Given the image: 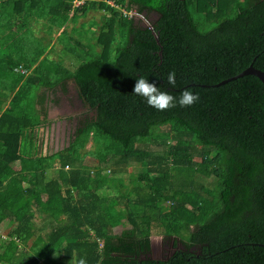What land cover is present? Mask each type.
Here are the masks:
<instances>
[{
  "label": "trees",
  "instance_id": "1",
  "mask_svg": "<svg viewBox=\"0 0 264 264\" xmlns=\"http://www.w3.org/2000/svg\"><path fill=\"white\" fill-rule=\"evenodd\" d=\"M74 1L0 0V264H264V86H216L264 72V0ZM91 10L101 21L75 26ZM56 45L74 69L48 58ZM140 76L199 100L158 111L132 93ZM69 83L84 112L42 156L36 132ZM153 234L167 260L148 259Z\"/></svg>",
  "mask_w": 264,
  "mask_h": 264
},
{
  "label": "rangeland",
  "instance_id": "2",
  "mask_svg": "<svg viewBox=\"0 0 264 264\" xmlns=\"http://www.w3.org/2000/svg\"><path fill=\"white\" fill-rule=\"evenodd\" d=\"M83 2L80 0H76L73 2V6L74 7H78L82 4ZM130 14L135 15L133 12H130ZM104 15V12H101L100 10H91L89 11L84 17L80 18L78 20V23L75 24V26L79 27L81 24L83 23H87L90 20H94L97 23H99L101 21V16ZM154 17L151 16L150 19L152 20ZM137 19H140L142 21L141 25L142 26H147L148 22H146L145 20H143V17H137ZM42 22H44L43 20H39L38 23L42 24ZM72 25L69 23L66 24V28L67 27H71ZM38 27L40 28V25H38ZM87 28V26L85 27ZM61 31V30H60ZM57 37V33L53 34L52 39H51V43H55V39ZM48 52H46L44 56L47 55ZM42 57V58H43ZM41 58V59H42ZM48 58L50 60H57L60 61L63 66L65 65V67H71L72 69H74V67L77 66V63L75 62V60L70 57L68 54H66L65 51L62 50V47L60 45H56L54 50L52 49V52L48 53ZM17 90V89H16ZM57 100H59L57 102V104H48V108H47V117L48 120L51 121L50 125H48V127L50 129H54V132H56L57 130H61L62 127H64V132L66 135V142L63 144H52L51 148L49 147V149L56 151H60L63 150L64 148H66L70 142V135L72 134L73 131V127H72V123L71 122H66V119L68 117H72L73 115H76L78 112H76V110H80V114L83 113L84 111L82 110V108L78 109V106H76V101H75V95L73 93L70 94H59V97L57 98ZM85 110V109H84ZM68 126L70 127V129L68 130ZM60 127V128H57ZM46 130V129H44ZM43 130V131H44ZM44 135V133L42 132V130H38L36 132V137ZM90 136H85L84 139V150L82 152L86 153L88 152V150L90 151L92 149V143L94 142L93 139ZM49 142V140H48ZM37 149H38V153L43 152V148H44V141H42L39 138V142L37 143ZM57 145V146H56ZM42 154V153H41ZM43 156V155H42ZM85 163H89V158L85 157L84 160ZM93 167L96 166V162L93 163L92 165ZM141 170H143V165L140 164H136V163H132L130 165H128L126 168H124L122 171L123 173L120 175L123 179V183L124 185L127 186V190L131 191L129 197L132 199L136 198V190L140 188L139 184L135 181H131L130 180V176L131 175H136L138 174ZM108 170H105V174L108 176H112V173H108ZM5 228V225H2L0 227V233H3V230ZM130 226L127 223H124L122 226L115 228L114 229V233L115 234H119L122 230L124 229H129ZM150 241H151V247L154 250L156 247L160 246V251L159 253L155 252V254H157V256L159 257H165L166 254V248H165V244L168 245V240L163 238L162 236H158L153 234L150 237ZM163 254V255H162Z\"/></svg>",
  "mask_w": 264,
  "mask_h": 264
},
{
  "label": "clouds",
  "instance_id": "3",
  "mask_svg": "<svg viewBox=\"0 0 264 264\" xmlns=\"http://www.w3.org/2000/svg\"><path fill=\"white\" fill-rule=\"evenodd\" d=\"M167 83L175 87L176 85V73L171 71L167 75ZM132 93L136 96L145 99L148 106L158 110L165 111L170 108H174L177 105L180 107H190L199 100V95L194 93L191 89H185L180 93V97L177 98L167 91H162L155 81H150L143 76L136 79L132 86ZM78 264H87V260L81 257L78 260Z\"/></svg>",
  "mask_w": 264,
  "mask_h": 264
},
{
  "label": "crops",
  "instance_id": "4",
  "mask_svg": "<svg viewBox=\"0 0 264 264\" xmlns=\"http://www.w3.org/2000/svg\"><path fill=\"white\" fill-rule=\"evenodd\" d=\"M68 90L71 92V93H74L75 91V88H74V85L73 83H69V88ZM57 128H60V127H57ZM64 128H65V125L64 127H62L61 130H57L56 132H54V129H50L48 127V124L47 126H43L41 128H39L40 130H42V132L44 133V135H41V136H38L37 139H36V142L38 143L39 142V138L44 141V148H43V152L42 155L43 156H50L52 154H55L57 153L56 151L51 152V150L49 149V147L51 148V145L54 143L56 144H63L66 142V135H65V132H64ZM46 129V130H44ZM44 130V131H43ZM49 140V142H48ZM57 146V145H56ZM61 151V150H60ZM40 153V154H41Z\"/></svg>",
  "mask_w": 264,
  "mask_h": 264
},
{
  "label": "water",
  "instance_id": "5",
  "mask_svg": "<svg viewBox=\"0 0 264 264\" xmlns=\"http://www.w3.org/2000/svg\"><path fill=\"white\" fill-rule=\"evenodd\" d=\"M244 76H253V77L257 78V79L260 81V83L264 86V72L255 69L252 65L249 66V67H248L247 69H245L244 71H242L240 74H238V75H236V76H234V77H232V78H229V79H227V80H225V81H222V82H220L219 84H217L216 86L219 87V86H221V85H225V84H227V83H229V82H232V81L237 80V79H239V78H242V77H244ZM172 247H173V246H172ZM174 251H175V248H174L173 252H174ZM173 252H172V253H173ZM172 253L169 254V255H167V258H166L165 260H167L168 257H170V255H172ZM148 259H149V260H155V261H160V260L163 261V259L153 258L152 256H151V257L149 256Z\"/></svg>",
  "mask_w": 264,
  "mask_h": 264
},
{
  "label": "flooded vegetation",
  "instance_id": "6",
  "mask_svg": "<svg viewBox=\"0 0 264 264\" xmlns=\"http://www.w3.org/2000/svg\"><path fill=\"white\" fill-rule=\"evenodd\" d=\"M74 93H76L75 91H74ZM73 93V94H74ZM75 101H76V106H78V109L79 108H82V107H80L81 106V104L79 103V101L78 100H76L75 99ZM83 110V109H82ZM76 112H78L76 115H73L72 116V120L71 121H65V123L66 122H71L72 123V127L73 128H75V125H76V118H78V116H79V112H80V110H76ZM70 129V127L68 126V130ZM165 248H166V252H165V254H166V257H159V256H157V254H155V252H157V253H159V251H160V246H158V247H156L154 250L152 249V247H151V250H150V253H149V255H148V257L150 256H152L153 258H157V259H166L167 258V255H169V254H171L172 252H173V247H172V241L170 242V243H168V245H166L165 244ZM163 255V254H162Z\"/></svg>",
  "mask_w": 264,
  "mask_h": 264
}]
</instances>
